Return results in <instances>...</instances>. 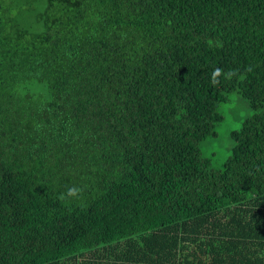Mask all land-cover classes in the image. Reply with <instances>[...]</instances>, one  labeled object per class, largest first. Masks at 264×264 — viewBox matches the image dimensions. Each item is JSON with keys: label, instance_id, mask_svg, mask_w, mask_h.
Masks as SVG:
<instances>
[{"label": "trees", "instance_id": "1", "mask_svg": "<svg viewBox=\"0 0 264 264\" xmlns=\"http://www.w3.org/2000/svg\"><path fill=\"white\" fill-rule=\"evenodd\" d=\"M0 264H264V0H0Z\"/></svg>", "mask_w": 264, "mask_h": 264}, {"label": "rangeland", "instance_id": "2", "mask_svg": "<svg viewBox=\"0 0 264 264\" xmlns=\"http://www.w3.org/2000/svg\"><path fill=\"white\" fill-rule=\"evenodd\" d=\"M227 97L228 101L221 103L218 109L223 120L216 127V135L201 145L202 157L210 160L211 167L215 170L223 169L225 161L232 154L235 145L232 133L239 131L244 122L255 114L238 92L229 93Z\"/></svg>", "mask_w": 264, "mask_h": 264}]
</instances>
